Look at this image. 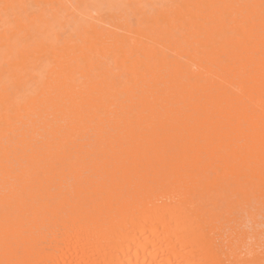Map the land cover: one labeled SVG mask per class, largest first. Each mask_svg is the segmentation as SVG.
Segmentation results:
<instances>
[{
	"label": "bare ground",
	"instance_id": "1",
	"mask_svg": "<svg viewBox=\"0 0 264 264\" xmlns=\"http://www.w3.org/2000/svg\"><path fill=\"white\" fill-rule=\"evenodd\" d=\"M0 264H264V0H0Z\"/></svg>",
	"mask_w": 264,
	"mask_h": 264
}]
</instances>
